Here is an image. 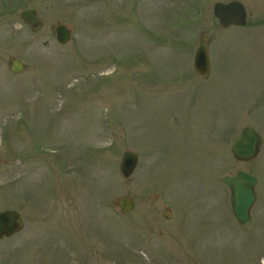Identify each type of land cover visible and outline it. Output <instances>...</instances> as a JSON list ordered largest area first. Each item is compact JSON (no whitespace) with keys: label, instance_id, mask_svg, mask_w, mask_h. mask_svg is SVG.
<instances>
[{"label":"rangeland","instance_id":"rangeland-1","mask_svg":"<svg viewBox=\"0 0 264 264\" xmlns=\"http://www.w3.org/2000/svg\"><path fill=\"white\" fill-rule=\"evenodd\" d=\"M217 1L231 0H0V209L25 218L0 264H263L264 149L241 162L230 148L244 125L264 136V0H240L247 25L228 28ZM238 170L259 180L248 224L223 183ZM122 196L136 202L125 214Z\"/></svg>","mask_w":264,"mask_h":264},{"label":"water","instance_id":"water-1","mask_svg":"<svg viewBox=\"0 0 264 264\" xmlns=\"http://www.w3.org/2000/svg\"><path fill=\"white\" fill-rule=\"evenodd\" d=\"M214 13L219 18L223 27L230 25L246 24V9L239 1L229 3L217 2L214 5ZM23 19L31 23L33 30L41 28L43 22L36 18V10L27 9L21 13ZM58 38L61 42H66L71 37V31L64 24L57 27ZM208 39L203 38V43L198 45L195 53L194 68L197 73L208 76L211 70L208 46L205 43ZM24 65L19 60H13L11 69L20 72ZM264 146V138L253 127L246 126L242 129L240 135L233 142L231 149L236 159L248 161L254 159L260 152L261 146ZM138 162L137 153L134 151H125L121 161V171L125 177H130L136 168ZM224 182L231 190V204L237 220L246 224L251 221V208L256 200L255 186L257 178L246 172L238 171L235 175H226ZM122 212L131 210L135 203L128 197L119 199ZM165 216L169 217L168 214ZM23 226L18 212L6 210L0 212V236H10L19 231Z\"/></svg>","mask_w":264,"mask_h":264},{"label":"flooded vegetation","instance_id":"flooded-vegetation-1","mask_svg":"<svg viewBox=\"0 0 264 264\" xmlns=\"http://www.w3.org/2000/svg\"><path fill=\"white\" fill-rule=\"evenodd\" d=\"M74 172H75V169H74ZM75 174V173H74Z\"/></svg>","mask_w":264,"mask_h":264}]
</instances>
